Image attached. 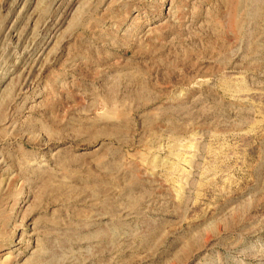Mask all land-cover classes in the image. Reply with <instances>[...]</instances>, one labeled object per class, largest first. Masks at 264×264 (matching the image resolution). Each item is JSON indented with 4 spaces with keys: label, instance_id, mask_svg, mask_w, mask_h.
I'll return each mask as SVG.
<instances>
[{
    "label": "rangeland",
    "instance_id": "rangeland-1",
    "mask_svg": "<svg viewBox=\"0 0 264 264\" xmlns=\"http://www.w3.org/2000/svg\"><path fill=\"white\" fill-rule=\"evenodd\" d=\"M0 264H264V0H0Z\"/></svg>",
    "mask_w": 264,
    "mask_h": 264
}]
</instances>
